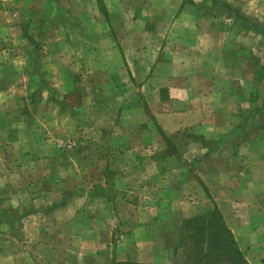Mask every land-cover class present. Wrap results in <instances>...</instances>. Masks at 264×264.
I'll return each mask as SVG.
<instances>
[{"label": "rangeland", "instance_id": "obj_1", "mask_svg": "<svg viewBox=\"0 0 264 264\" xmlns=\"http://www.w3.org/2000/svg\"><path fill=\"white\" fill-rule=\"evenodd\" d=\"M0 10V264H185L197 246L183 238H218L197 171L264 139V0H0ZM142 53L162 69L177 56V73L194 76H151L158 65ZM203 88L230 130L197 129L169 98ZM234 240L248 264H264V238Z\"/></svg>", "mask_w": 264, "mask_h": 264}, {"label": "crops", "instance_id": "obj_2", "mask_svg": "<svg viewBox=\"0 0 264 264\" xmlns=\"http://www.w3.org/2000/svg\"><path fill=\"white\" fill-rule=\"evenodd\" d=\"M1 13L0 10V17ZM3 24V22L0 23V33L2 31L6 32ZM3 40L5 41V37ZM131 44L127 47L134 48ZM145 55L144 53L140 55V63L146 66L158 65L157 72L159 74L155 73L151 76L161 75L160 72L163 71V76H194L187 75V73H177L179 64L177 56L167 55L164 60H167V63L169 62L168 66L162 69L161 63H158L160 58L155 56L149 64L151 56ZM147 55H149V52ZM190 66L189 63L188 70ZM149 83L146 85L147 88H149ZM204 89L202 92L200 90L194 94L184 92L180 95L173 94L172 90L174 89H171L169 98L170 100H178L184 106L183 112L186 117L197 116V129L200 128L206 132L211 130L214 133H222L226 129V131L230 130L231 127L226 128V125L219 123L217 106L211 102L213 101L211 92ZM193 97L196 101L198 100V107L193 106ZM158 113L166 114L164 111ZM212 147L216 151L220 147L219 141L212 142ZM241 148L242 152L240 154L235 151L236 149L229 153L227 167L217 165L218 161L215 157L218 156L213 155L212 160L197 171V175L207 189L208 194L212 197L225 225L233 232L234 238H245V241L250 238L249 243H251L252 238H264V139L260 137L255 141H244ZM204 153L206 152L202 150L201 156ZM202 157L204 158V156ZM248 247L246 248L247 251Z\"/></svg>", "mask_w": 264, "mask_h": 264}, {"label": "trees", "instance_id": "obj_3", "mask_svg": "<svg viewBox=\"0 0 264 264\" xmlns=\"http://www.w3.org/2000/svg\"><path fill=\"white\" fill-rule=\"evenodd\" d=\"M247 27H250L255 31L259 30L253 23H249ZM208 216L216 219V225H213L211 228L219 230V232L215 231V235L218 238H183V245L190 246L193 244L197 246L196 250L186 254L185 264H223L227 262H233L234 264H248L241 251L237 248L234 237L225 225L219 210L215 208L208 214ZM197 220L198 219L191 220L187 223L191 224ZM207 229H210V227ZM205 230L206 228H202L199 232H204ZM222 235L225 237L221 238ZM114 264L135 263L123 262Z\"/></svg>", "mask_w": 264, "mask_h": 264}]
</instances>
